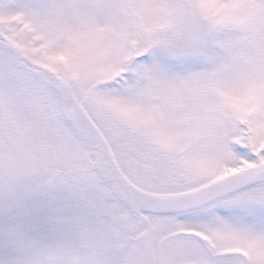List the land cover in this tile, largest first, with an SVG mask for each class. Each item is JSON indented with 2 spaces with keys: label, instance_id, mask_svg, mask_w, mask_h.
<instances>
[{
  "label": "snow or ice",
  "instance_id": "6c2138e0",
  "mask_svg": "<svg viewBox=\"0 0 264 264\" xmlns=\"http://www.w3.org/2000/svg\"><path fill=\"white\" fill-rule=\"evenodd\" d=\"M0 264H264V0H0Z\"/></svg>",
  "mask_w": 264,
  "mask_h": 264
}]
</instances>
